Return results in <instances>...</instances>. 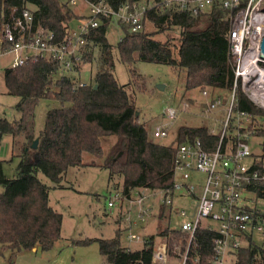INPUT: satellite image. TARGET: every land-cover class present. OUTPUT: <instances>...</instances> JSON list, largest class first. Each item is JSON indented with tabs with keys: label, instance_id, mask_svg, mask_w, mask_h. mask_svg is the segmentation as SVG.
Returning <instances> with one entry per match:
<instances>
[{
	"label": "trees",
	"instance_id": "1",
	"mask_svg": "<svg viewBox=\"0 0 264 264\" xmlns=\"http://www.w3.org/2000/svg\"><path fill=\"white\" fill-rule=\"evenodd\" d=\"M98 1L85 0L87 3ZM105 1L113 9L127 2L144 1L154 5L164 2ZM239 8L231 12L222 8L218 0L210 10L198 16L163 6L158 10L153 8L145 14L142 32L134 33L127 25H119L125 36L116 47L106 37L113 21L103 19L87 38L84 62L94 60L97 47L100 67L94 84L85 87L74 88V81L66 76L54 80L58 65L49 59L39 58L21 67L6 69L5 86L8 94L19 98L16 110L20 118L12 122L0 119V140L3 135L13 137V148H18L20 161L16 177L8 179L3 170L4 161L0 160V256H3V249L14 255L34 249L49 251L62 239L63 215L51 206L50 189L37 174L42 172L53 183L54 189H66L69 169L86 166L84 154L104 157L103 138L114 135L117 141L98 166L108 170L111 177L121 179V191L127 196L140 189L170 190L174 184L175 154L179 145L199 138L206 149L218 146L220 136L212 134L213 123L209 121L180 126L170 144L150 141L146 125L137 115L135 102L114 75V53L127 64L131 76L135 75L134 64L138 61L184 69V96L194 107L197 93L202 95L207 91L212 100L219 90H233L235 58L230 53L229 31L231 18ZM13 9L17 14L23 10L31 11L36 26L54 32L59 38L66 35L72 22L79 20L68 2L0 0V22L2 16H9ZM173 30L179 32L178 43L162 39ZM95 85L97 89H94ZM43 99L59 106L48 110L45 127L36 137L35 109ZM236 99L238 109L253 117V124L248 129L254 131V137L264 139V108L255 105L240 86L236 90ZM229 140L226 138L224 144ZM35 141L36 148L33 147ZM262 147L258 165L264 161V140ZM160 206L158 214L164 218L168 208ZM130 229L131 225L118 228L110 239H85L74 241V244L89 245L96 241L101 256L110 264H153L152 243L156 235L145 239L142 249L131 250L121 244L123 232ZM158 234L168 236L170 250L175 243L180 245L181 251L188 246L186 234L168 227ZM213 237L208 230L199 229L196 232L197 247L190 248L192 254H201L206 264L212 253ZM236 259V264H264V241L256 243L253 238H248L237 251Z\"/></svg>",
	"mask_w": 264,
	"mask_h": 264
},
{
	"label": "built area",
	"instance_id": "2",
	"mask_svg": "<svg viewBox=\"0 0 264 264\" xmlns=\"http://www.w3.org/2000/svg\"><path fill=\"white\" fill-rule=\"evenodd\" d=\"M85 0H68L71 6ZM215 0H164L154 5L152 2H127L118 9L105 0L86 3L87 15L78 20V25L68 27L63 38L42 26H36L31 11H11L2 16L0 22V56L12 55V68H18L29 61L39 58L49 59L58 65V71L80 74L83 70L84 50L87 38L92 30L98 28L103 19H111L117 25H127L131 32L139 33L144 29V17L150 9L160 6L184 11L192 16L210 10ZM221 7L229 11L239 8L231 18L229 31L230 53L235 58L233 90L229 102H224L216 94L211 100L204 91V101L194 106L200 107L197 117L212 122V134L219 135V144L215 149H206L198 138L178 146L174 162V184L168 191H158L163 196L160 205H165L172 215L186 217V211L174 205L173 199H194L195 212L180 227L166 226L173 231L189 237L188 246L181 251L174 244L170 250L166 235L157 234L152 243L153 264H206L201 254H192L191 247L196 246V232L205 229L214 234L212 253L207 264H236V253L245 240L257 236L264 241V161L253 158L250 166L245 161L252 157L249 146L254 131L248 127L253 117L237 107L236 90L242 92L257 106L264 108V56L260 45L264 36V0H218ZM56 72V73H57ZM66 76V75H65ZM62 76V77H65ZM74 81V88L88 84L76 77L66 76ZM190 102L180 106H168L163 115L167 121L154 127L155 138H166L175 122L191 109ZM221 126V129H218ZM232 126V129L230 127ZM226 138L230 140L224 144ZM202 173L206 179L200 187L192 183L194 173ZM178 176L180 177L178 179ZM156 196L146 193L145 189L127 196L120 189L110 195L112 205L122 207L125 201L135 208L138 221L150 218L153 208L147 205L150 198ZM127 223L131 224L128 218ZM216 224V226H213ZM128 239L139 240L134 233ZM145 242V239H144Z\"/></svg>",
	"mask_w": 264,
	"mask_h": 264
},
{
	"label": "rangeland",
	"instance_id": "3",
	"mask_svg": "<svg viewBox=\"0 0 264 264\" xmlns=\"http://www.w3.org/2000/svg\"><path fill=\"white\" fill-rule=\"evenodd\" d=\"M67 3L68 0H60ZM74 12L83 19L88 11L85 1H80L76 6H71ZM78 25V20L71 23L72 27ZM125 36L117 23L112 22L106 33L108 42L116 47L118 42ZM167 36V37H166ZM162 36L163 40H174L178 43L179 32L171 31L168 35ZM160 37V36H157ZM177 37V38H176ZM115 49V48H114ZM116 52V49H115ZM100 52L94 49V60L87 62L83 66L80 74L66 73L58 71L54 75V80L62 76L76 77L78 81L94 84L95 76L100 67ZM13 56H0V119L5 118L12 122L20 118V113L16 110L19 98L10 95L5 86V71L12 67ZM135 75L131 76L127 64L122 63L117 54L114 53V75L120 85L125 86L137 107L140 122L146 125L149 139L152 142L170 144L174 141L177 129L182 125L207 124L208 122L197 117L194 113L200 112L199 106L188 109L175 122L166 138H155L153 136L154 127L167 121L163 115L164 109L168 106H180V103L187 101L184 96L186 72L184 69L172 68L164 64H155L138 61L134 64ZM163 85L164 90L159 89ZM55 89H57L55 87ZM224 102H229L231 92L228 90L217 91ZM196 103L204 101L201 93L194 95ZM195 103V104H196ZM57 103L43 99L35 109V136L39 137L46 123L48 110L58 107ZM194 112V113H192ZM263 138L253 136L250 138L249 146L252 157L245 161L246 166H250L253 158H260L263 154ZM22 141V139H21ZM117 141L116 136L103 138L104 157L97 158L91 154H84L83 160L85 167L71 168L67 172L65 185L66 189H54L53 183L46 176L39 172L37 176L48 185L50 189V203L53 208L63 215L62 239L57 241L49 251L28 250L14 255L10 250L3 249V256H0V264H110L101 256L98 243L92 242L89 245L74 244V241L85 239H110L115 236L118 228L130 226V231H124L121 237V244L131 250H139L144 246V239L154 236L166 226L180 227L196 209L194 199H173L174 205L182 207L186 211V217L167 213L164 218L159 217L160 202L163 196L158 191L146 190V193L156 196L147 201V205L153 208L156 216L144 218L143 221L136 219V211L129 202L125 201L122 205H112L110 195L115 193V189H120L122 181L117 176L111 177L108 170L100 168L104 158ZM19 150L13 148V137L3 135L0 140V160L3 162L4 174L8 179L17 175V167L20 161ZM180 177L178 176V179ZM206 176L202 173L192 175V183L198 187L203 185ZM0 192L2 188L0 187ZM131 224L127 223V219ZM216 226V224H213ZM134 233L140 237L139 240L128 239L129 233ZM261 236L256 240L260 242Z\"/></svg>",
	"mask_w": 264,
	"mask_h": 264
},
{
	"label": "water",
	"instance_id": "4",
	"mask_svg": "<svg viewBox=\"0 0 264 264\" xmlns=\"http://www.w3.org/2000/svg\"><path fill=\"white\" fill-rule=\"evenodd\" d=\"M260 51H261V54L264 56V36H263L262 41H261ZM164 88H165V87H164L163 85H160V86H159V89H161V90H164ZM94 89H97V85L94 86ZM137 115H138V113H137ZM33 147H34V148L37 147V141H35V144H34ZM34 250L36 251V249H34Z\"/></svg>",
	"mask_w": 264,
	"mask_h": 264
},
{
	"label": "crops",
	"instance_id": "5",
	"mask_svg": "<svg viewBox=\"0 0 264 264\" xmlns=\"http://www.w3.org/2000/svg\"><path fill=\"white\" fill-rule=\"evenodd\" d=\"M36 251H37V249H36Z\"/></svg>",
	"mask_w": 264,
	"mask_h": 264
}]
</instances>
